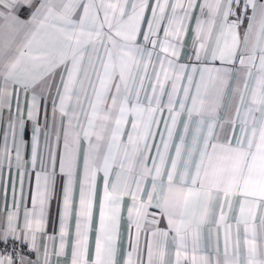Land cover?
Instances as JSON below:
<instances>
[{
    "label": "snow or ice",
    "instance_id": "snow-or-ice-1",
    "mask_svg": "<svg viewBox=\"0 0 264 264\" xmlns=\"http://www.w3.org/2000/svg\"><path fill=\"white\" fill-rule=\"evenodd\" d=\"M25 8L29 16L21 19ZM0 9L5 89L11 84L27 92L44 82L43 95L55 87L54 110L66 118L62 150L57 135L56 147L49 139L46 158L39 155L41 129L34 126L30 160L21 154L23 114L9 121L21 187L18 198L13 188L0 243H27L37 256L33 261L14 251L0 255V264H40L38 238L56 240L46 231L54 201L59 243L52 253L44 243L43 264H50L51 255L67 264H264V3L0 0ZM190 28L191 66L178 63ZM216 61L226 66H209ZM233 72V108L221 121L224 87ZM37 111L33 92L27 118L35 120ZM12 154L6 132L0 165L6 160L11 169ZM25 170L30 185L34 178L27 196ZM126 197L129 241L122 253ZM161 218L166 229L158 226ZM205 231L214 242L210 249Z\"/></svg>",
    "mask_w": 264,
    "mask_h": 264
},
{
    "label": "crops",
    "instance_id": "crops-1",
    "mask_svg": "<svg viewBox=\"0 0 264 264\" xmlns=\"http://www.w3.org/2000/svg\"><path fill=\"white\" fill-rule=\"evenodd\" d=\"M259 2L264 3V0H259ZM2 10V9H0ZM198 12V9H197ZM21 19H27L29 16V10L25 8L22 12L19 13ZM247 16L251 15V10L246 14ZM248 20L244 18L240 25V32L241 34L247 27ZM3 24V21L0 20V25ZM192 24H195V18H193ZM4 34L0 31V45L4 42ZM142 38V37H141ZM23 39V32L20 36L17 37L15 43L13 44V49L19 45L21 40ZM102 54V53H101ZM178 63L180 64H187L191 66V64L195 63L194 55H193V33L191 28L189 29L187 36L183 39L181 45V51L178 58ZM85 64H87V58L85 59ZM215 67H225L226 65H222L220 61H216L214 65ZM151 72V70H150ZM53 85L59 84V77H55L52 80ZM237 84V76L236 73L233 72L231 77L228 78L227 83L224 87V94L221 101V108L219 111V118L221 121L225 120L233 108V97H234V89ZM44 86V82L37 84L35 89H29L25 92L23 87H20L17 91V88L11 84H9L6 89L4 85V81L2 77H0V89H5V99L3 102H0V153L3 152L4 142H5V134L7 132L8 143L10 147H13V163L11 169H9L8 163L5 160L2 165H0V235L3 233V229L5 227V214L6 210L10 209L13 204V188L15 187L17 198L20 194V176L15 167V151L13 146L12 134L11 130L8 129L9 121L16 120L20 114L22 113L25 120V132H24V143L21 148L22 157L25 160H30L32 154V133L34 126L38 123L41 129V134L39 137V146L38 152L41 157H47L48 151V142L49 139L53 145L56 147V138L57 135L60 137V146L58 150H62V142H63V130L66 126V118H62L58 109L54 110L53 102L55 101L58 105L59 99L56 95L55 87H52L50 90H46L41 95V89ZM170 87V85H169ZM36 93L38 97V111L36 113L35 120H29L27 118V107L30 102V98L33 94ZM89 95L91 96V89H89ZM166 100V97H165ZM81 102L84 105V108L87 110L88 103L87 101L81 98ZM75 104V98L72 101ZM18 108L20 111L18 112ZM77 114L79 115L81 123H86L84 113L79 112L77 109ZM167 112L165 111V116ZM163 125L161 124V128ZM131 128V124L127 125V129ZM219 125H217V132H219ZM126 139V136H125ZM157 139H159L157 137ZM86 147V145H84ZM82 162V161H81ZM116 169L113 170V177L115 176ZM103 185V174L101 173L97 178V194H96V202L93 214V221H92V228L93 231L90 236V240L94 243L95 240V229L98 225V218H99V203H100V195ZM30 186L34 188V178L31 179L30 185V177L28 171L25 170L24 175V194L25 196L28 195ZM151 182H148V187L150 188ZM130 204V198H125L123 202V209L121 214V220L119 224V247L121 252L128 247L129 241V234H128V220H127V208ZM150 211H154V209H150ZM21 225L23 224V205H21ZM160 228H167V221L164 218L160 219V223L158 225ZM73 230H74V221H73ZM46 231L48 235L55 236L56 240L51 241L47 240L45 237H39L37 240V245L40 248V264H43V245L45 242L48 244L49 253H52L56 246L59 243V220H58V205L57 202L54 201L52 204V209L50 213L49 222L46 227ZM11 240V238H10ZM19 242V241H17ZM143 242V237H142ZM213 241H209L207 236V231H205V248L210 249ZM23 246L28 247L27 243L22 244ZM4 253L0 252V255ZM209 255H211V251H209ZM37 253L32 252L31 255H27V257L33 261L36 260ZM50 264H67V259L61 257L59 261L54 255L50 256Z\"/></svg>",
    "mask_w": 264,
    "mask_h": 264
},
{
    "label": "built area",
    "instance_id": "built-area-1",
    "mask_svg": "<svg viewBox=\"0 0 264 264\" xmlns=\"http://www.w3.org/2000/svg\"><path fill=\"white\" fill-rule=\"evenodd\" d=\"M19 252L21 254H24L25 256L27 255H31V253H29L28 247L23 246L20 242H13L12 240H9V242L7 244L4 243H0V252L1 253H8L11 254L13 252Z\"/></svg>",
    "mask_w": 264,
    "mask_h": 264
}]
</instances>
